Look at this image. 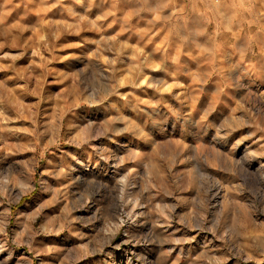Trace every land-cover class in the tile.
<instances>
[{
    "label": "rangeland",
    "instance_id": "obj_1",
    "mask_svg": "<svg viewBox=\"0 0 264 264\" xmlns=\"http://www.w3.org/2000/svg\"><path fill=\"white\" fill-rule=\"evenodd\" d=\"M0 264H264V0H0Z\"/></svg>",
    "mask_w": 264,
    "mask_h": 264
}]
</instances>
